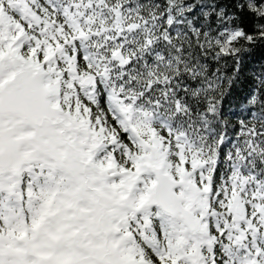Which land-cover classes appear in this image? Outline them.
I'll return each instance as SVG.
<instances>
[{
    "label": "snow or ice",
    "instance_id": "snow-or-ice-1",
    "mask_svg": "<svg viewBox=\"0 0 264 264\" xmlns=\"http://www.w3.org/2000/svg\"><path fill=\"white\" fill-rule=\"evenodd\" d=\"M0 264H264V0H0Z\"/></svg>",
    "mask_w": 264,
    "mask_h": 264
}]
</instances>
